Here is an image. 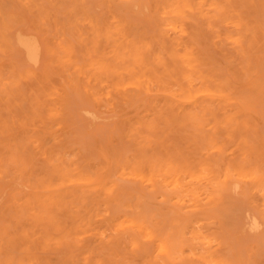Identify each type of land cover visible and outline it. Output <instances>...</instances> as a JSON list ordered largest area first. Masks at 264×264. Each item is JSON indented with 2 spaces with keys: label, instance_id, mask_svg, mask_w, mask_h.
<instances>
[{
  "label": "rangeland",
  "instance_id": "1",
  "mask_svg": "<svg viewBox=\"0 0 264 264\" xmlns=\"http://www.w3.org/2000/svg\"><path fill=\"white\" fill-rule=\"evenodd\" d=\"M216 1L0 0V264H264V0Z\"/></svg>",
  "mask_w": 264,
  "mask_h": 264
},
{
  "label": "bare ground",
  "instance_id": "2",
  "mask_svg": "<svg viewBox=\"0 0 264 264\" xmlns=\"http://www.w3.org/2000/svg\"><path fill=\"white\" fill-rule=\"evenodd\" d=\"M27 1H28V0H27ZM110 1H111V0H110ZM153 1H154V0H153ZM167 1H168V0H167ZM215 1H216V0H215ZM217 1H218V0H217ZM217 1H216V2H217ZM225 1H226V0H225ZM225 1H224V2H225ZM228 1H229V0H228ZM107 2H108V1H107ZM112 2H113V1H112ZM165 2H166V0H165ZM172 2H173V0H172ZM172 2H171V3H172ZM202 2H203V1H201V3H202ZM216 2H215V3H216ZM154 3H156L157 6H158V3H157V2H154ZM160 3H161V2H160ZM160 3H159V4H160ZM184 3L186 4V2H184ZM228 3H229V2H228ZM228 3H227V4H228ZM108 4H111V3H108ZM162 4H163V3H162ZM164 4H165V3H164ZM187 4H189V3H187ZM221 4H222V3H221ZM166 5H167V4H166ZM177 5H178V3H177ZM189 5H190V4H189ZM189 5H188V6H189ZM214 5H215V4H214ZM110 6H111V5H110ZM157 6H156V9H157ZM164 6H165V5H164ZM174 6H175V5H174ZM178 6H181V5H178ZM182 6H184V5H182ZM196 6H197V4H196ZM165 7H166V6H165ZM168 7H169V5H168ZM175 7H176V6H175ZM184 7H185V6H184ZM158 8H160V6H159ZM161 8H162V7H161ZM169 8H170V7H169ZM186 8H187V7H186ZM191 8H192V7H191ZM204 8H205V7H204ZM206 8H207V7H206ZM215 8H216V5H215ZM188 9H189V8H188ZM200 9H201V8H200ZM202 9H203V8H202ZM216 9H217V8H216ZM225 9H226V8H225ZM232 9H233V8H231V10H232ZM240 9H241V8H240ZM240 9H239V10H240ZM161 10H162V9H161ZM193 10H194V8H193ZM223 10H224V8H223ZM233 10L235 11V9H233ZM170 11H171V10H170ZM170 11H169V12H170ZM218 11H220V10H217V12H218ZM221 11H222V10H221ZM224 11H225V10H224ZM236 11H237V10H236ZM164 12H165V11H164ZM213 12H215V10H214ZM228 12H229V11H228ZM228 12H227V13H228ZM171 13H172V12H171ZM180 13H181V12H180ZM224 13H225V12H224ZM227 13H226V14H227ZM165 14H166V13H165ZM168 14H169V13H168ZM203 14H205V13H203ZM216 14H217V13H216ZM206 15H207V14H206ZM229 15H231V14H229ZM237 15H238V14H237ZM249 15H250V14H249ZM113 16H114V15H113ZM181 16H182V15H181ZM217 16H218V15H217ZM220 16L222 17V15H220ZM231 16H232V15H231ZM232 17H234V15H233ZM232 17H231V18H232ZM112 18H113V17H112ZM209 18H210V17H209ZM216 18H217V17H216ZM218 18H219V17H218ZM223 18H224V17H223ZM236 18H237V17H236ZM116 19H117V18H116ZM116 19H115V20H116ZM118 19H119V18H118ZM170 19H171V18H170ZM177 19H178V18H177ZM212 19L215 20L214 18L211 17V20H212ZM247 19H248V18H247ZM208 20H210V19H208ZM231 20H232V19H231ZM167 21H168V20H167ZM167 21H166V22H167ZM220 21H221V20H220ZM235 21H236V20H235ZM125 22H126V21H125ZM240 23H242V22H240ZM243 23H244V22H243ZM208 24H209V23H208ZM238 24H239V23H238ZM235 25L237 26V23H236ZM208 26H209V25H208ZM239 27H240V26H239ZM174 44H175V43H174ZM178 44H179V43H178ZM178 44L176 43V45H178ZM176 45H175V46H176ZM181 45H182V44H181ZM181 45H180V46H181ZM175 46H174V47H175ZM186 46H187V45H186ZM181 47H182V46H181ZM176 48H177V46H176ZM189 48H190V47H189ZM180 51H181V53L183 52V50H181V49H180ZM187 52H188V51H187ZM179 54H180V53H179ZM183 54H184V53H183ZM180 55H182V54H180ZM183 56H184V55H183ZM175 57H176V56H175ZM190 57H191V55H190ZM184 58H186V57H184ZM187 58H188V56H187ZM134 59H135V58H134ZM181 59H182V58H181ZM181 59H180V60H181ZM191 59H193V58H191ZM176 61H177V60H176ZM187 61H188V60H187ZM146 62H147V61H146ZM181 62L184 63L185 61H184V60H183V61L181 60ZM188 62H189V61H188ZM131 63L133 64V62H131ZM135 63H136V62H135ZM136 64H137V63H136ZM138 64H139V63H138ZM138 64H137V65H138ZM145 64H146V63H144V65H145ZM185 64H186V63H185ZM189 65H190V64H189ZM138 66H139V65H138ZM148 66H149V65H148ZM154 66H155V65H154ZM158 66H159V65H158ZM163 66H164V64H163ZM130 67H131V66H130ZM132 67H133V66H132ZM132 67H131V68H132ZM136 67H137V66H136ZM174 67H176V65H175ZM244 67H245V66H244ZM124 68H125V67H123V69H124ZM134 68H135V67H134ZM139 68H141V67H139ZM139 68H135V69H139ZM150 68H151V65H150ZM155 68H157V66H156ZM171 68H172V67H171ZM183 68H184V67H183ZM191 68H192V66H191ZM248 68H249V67H248ZM108 69H109V68H108ZM126 69H127V68H126ZM144 69H146V68L144 67ZM144 69H143V72H144ZM187 69L190 70V68H187ZM187 69H186V70H187ZM168 70H169V69H168ZM175 70H176V69H175ZM197 70H198V69H197ZM113 71H114V70H113ZM133 71H134V70H133ZM137 71H138V70H137ZM171 71H172V70H170V72H171ZM181 71H182V69H181ZM184 71H185V70H184ZM115 72H116V71H115ZM126 72H128V71L126 70L125 73H126ZM166 72H167V71H166ZM176 72H177V71H176ZM117 73H118V72H117ZM117 73H116V74H117ZM131 73H133V72H131ZM155 73H156V71H155ZM178 73H179V72H178ZM185 73H186V71H185ZM185 73H184V74H185ZM188 73H190V71H188ZM202 73H203V72H202ZM140 74H141V73H140ZM190 74H191V73H190ZM192 74H194V73H192ZM196 74H197V73H196ZM118 75H119V74H118ZM127 75H128V73H127ZM158 75H160V74H157V76H158ZM175 75H176V74H175ZM175 75H174V76H175ZM186 75L188 76V74H186ZM119 76H120V75H119ZM119 76H118V77H119ZM167 76H168V75H167ZM187 76H186V77H187ZM105 77H106V76H105ZM143 77H144V76H143ZM159 77H160V76H159ZM161 77H162V76H161ZM163 77H164V76H163ZM175 77H176V76H175ZM177 77H178V74H177ZM177 77L175 78V80L178 79ZM180 77H181V74H180ZM180 77H179V78H180ZM208 77H209V76H208ZM123 78H124V76H123ZM150 78H151V77H150ZM157 78H158V77H157ZM169 78L171 79V77H169ZM198 78H199V77H198ZM109 79H111V78L109 77ZM112 79H113V78H112ZM139 79H140V78H139ZM144 79H145V78H144ZM152 79H153V78H152ZM152 79H151V80H152ZM158 79H160V78H158ZM158 79L156 80V79L154 78L153 80H154V81L156 80L155 82H158ZM173 79H174V78H173ZM182 79H183V76L181 77V79H180V81H179L178 83H180ZM118 80H119V78H118ZM120 80L122 81V79H120ZM129 80L131 81L130 78H129ZM129 80H128V81H129ZM142 80H143V79H141V80H139V81H142ZM147 80H148V78H147ZM196 80H198V79H196ZM199 80H200V79H199ZM143 81L145 82V80H143ZM148 81L150 82V80H148ZM189 81H191V80H189ZM116 82H117V81H116ZM122 82H123V81H122ZM122 82H121V83H122ZM151 82H152V81H151ZM162 82H165V81L163 80ZM166 82H167V81H166ZM198 82H199V81H198ZM121 83H120V86H121ZM158 83H160V82H158ZM115 84H116V83H115ZM135 84H136V83H135ZM139 84H140V82H139ZM167 84H168V83H167ZM183 84H184V83H183ZM188 84H189V83H188ZM188 84H184L185 87H186V85L188 86ZM191 84H192V83H191ZM195 84H196V83H195ZM110 85H111V84H110ZM117 85H118V84H117ZM137 85H138V84H137ZM143 85H144V83H143ZM161 85H162V84H161ZM163 85H164V84H163ZM179 85L181 86L182 84H179ZM179 85H177L178 88H180ZM200 85H201V84H200ZM112 86H113V85H112ZM118 86H119V85H118ZM147 86H148V85H147ZM171 86H172V85H171ZM192 86H193V85H192ZM207 86H208V85H207ZM116 87H117V86H116ZM122 87H123V86H122ZM159 87H160V86H159ZM173 87H174V86H173ZM199 87H200V86H199ZM139 88L141 89V86H140ZM182 88H183V87H182ZM187 88H188V87H187ZM192 88H193V87H192ZM192 88L190 89V87H189V90H191V91L193 92V90H194L195 88H194V89H192ZM196 88H197V87H196ZM201 88H202V85H201ZM201 88H200V89H201ZM203 88H204V87H203ZM223 88H224V87H223ZM143 89H144V88H143ZM175 90H176V89H175ZM178 90H181V89H178ZM178 90H176V91L178 92ZM184 90H185V89H184ZM202 90H203V89H202ZM211 90H212V88H211ZM116 91L118 92V90H116ZM191 91H190V92H191ZM110 92H112V91H110ZM119 92H121V91H119ZM164 92H165V91H164ZM179 92L181 93V91H179ZM223 92H224V91H223ZM228 92H229V91H228ZM230 92H231V91H230ZM232 92H233V91H232ZM168 93H169V92H168ZM194 93H195V90H194ZM201 93H202V92H201ZM201 93H200V94H201ZM203 93H204V92H203ZM205 93H206V92H205ZM216 93H218V92H216ZM220 93H221V92H220ZM220 93H219V94H220ZM170 94H171V93H170ZM178 94H179V93H178ZM178 94H177V96H178ZM190 94H191V93H190ZM200 94H198V95H200ZM179 95H181V94H179ZM173 96H174V95H173ZM196 96H197V95H196ZM211 96H212V95H211ZM181 97H182V96H181ZM192 97H193V93H192ZM192 97H191V98H192ZM206 97H207V95H206ZM212 97H213V96H212ZM216 97H217V96H216ZM184 99H185V98H184ZM211 99H212V98H211ZM197 100H198V99H196V101H197ZM180 101H181V100H180ZM184 101H185V100H184ZM185 104H186V103H185ZM188 104H189V103H187V105H188ZM175 105H176V104H175ZM176 106H177V105H176ZM181 106H182V105H179L178 107H181ZM183 106H184V105H183ZM178 107H177V108H178ZM183 108H184V107H183ZM179 109H180V108H179ZM178 169H179V168H178ZM179 170H180V169H179ZM180 171H182V169H181ZM178 172H179V171H177V173H178ZM81 173H84V172H81ZM67 174L69 175V173H67ZM87 174H88V173H87ZM180 175H181V174H180ZM84 176H85V175H84ZM73 177H74V176H73ZM73 177H72V180H73ZM182 177H183V175H182ZM76 178H77V177H76ZM176 178H177V177H176ZM176 178H174V179H176ZM77 179H78V178H77ZM92 179H93V178H92ZM81 181H82V179H81ZM89 181H90V180H89ZM182 181H183V180H182ZM175 182H176V180H175ZM176 183H177V182H176ZM182 184H183V183H182ZM176 185H177V184H176ZM179 185H180V184H179ZM189 185H190V182H189ZM182 186H183V185H182ZM184 186H185V185H184ZM192 186H193V184H192ZM174 187H175V186H174ZM177 187L179 188L178 185H177ZM186 188H188V187H186ZM186 188H185V189H186ZM179 190H180V188H179ZM190 190H191V189H190ZM182 191H183V190H181V192H182ZM183 192H184V191H183ZM52 202H53V201H52ZM50 203H51V201H50ZM123 223H124V222H123ZM149 232H150V231H149ZM148 234H149V233H148ZM150 234H151V233H150ZM150 234H149V235H150ZM170 254H171V253H170ZM8 262H9V261H7V263H8Z\"/></svg>",
  "mask_w": 264,
  "mask_h": 264
}]
</instances>
